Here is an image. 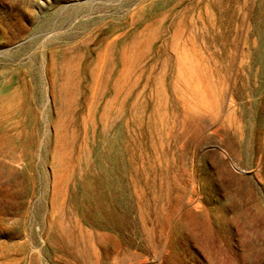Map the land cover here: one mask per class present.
I'll use <instances>...</instances> for the list:
<instances>
[{
	"label": "rangeland",
	"instance_id": "obj_1",
	"mask_svg": "<svg viewBox=\"0 0 264 264\" xmlns=\"http://www.w3.org/2000/svg\"><path fill=\"white\" fill-rule=\"evenodd\" d=\"M0 264H264V0H0Z\"/></svg>",
	"mask_w": 264,
	"mask_h": 264
}]
</instances>
